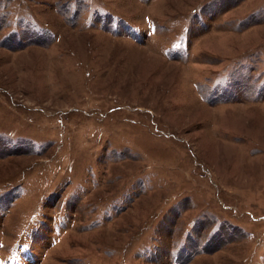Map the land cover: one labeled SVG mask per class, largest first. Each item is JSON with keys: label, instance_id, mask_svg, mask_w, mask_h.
Segmentation results:
<instances>
[{"label": "rangeland", "instance_id": "rangeland-1", "mask_svg": "<svg viewBox=\"0 0 264 264\" xmlns=\"http://www.w3.org/2000/svg\"><path fill=\"white\" fill-rule=\"evenodd\" d=\"M0 264H264V0H0Z\"/></svg>", "mask_w": 264, "mask_h": 264}]
</instances>
